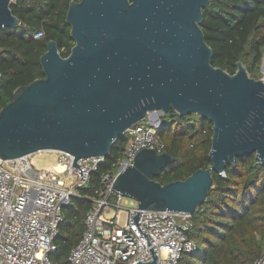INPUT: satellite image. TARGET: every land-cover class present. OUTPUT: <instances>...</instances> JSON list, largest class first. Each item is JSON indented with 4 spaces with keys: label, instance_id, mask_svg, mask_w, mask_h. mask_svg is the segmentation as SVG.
<instances>
[{
    "label": "water",
    "instance_id": "95a60500",
    "mask_svg": "<svg viewBox=\"0 0 264 264\" xmlns=\"http://www.w3.org/2000/svg\"><path fill=\"white\" fill-rule=\"evenodd\" d=\"M208 2L71 0L65 21L74 45L61 57L47 41L43 77L18 86L0 109V157L63 151L79 168L78 158H105L150 113H195L212 123L209 167L161 184L153 177L173 158L144 148L111 187L139 209L189 215L204 203L212 172L251 154L264 163V81L240 61L234 74L213 66L200 27ZM10 3L0 0L1 28L18 24Z\"/></svg>",
    "mask_w": 264,
    "mask_h": 264
},
{
    "label": "trees",
    "instance_id": "16d2710c",
    "mask_svg": "<svg viewBox=\"0 0 264 264\" xmlns=\"http://www.w3.org/2000/svg\"><path fill=\"white\" fill-rule=\"evenodd\" d=\"M71 0H13L9 4L18 24L0 27V109L12 100L14 90L43 77L39 57L54 40L61 57L74 41L65 14ZM204 39L212 49L211 63L229 74L240 61L249 77L259 79L264 52V0H209L202 9ZM43 37L34 38L37 32ZM145 120H141L144 123ZM212 123L198 114L180 115L169 109L160 117L156 134L172 163L153 177L165 184L183 180L211 165ZM117 137L109 154L91 173L79 194L94 198L101 177L115 171L129 140ZM225 176L212 172L207 197L191 214L188 237L193 253H183L178 264H254L264 250V163L254 154L236 157L224 167ZM93 207L89 199L71 197L61 209L62 220L54 238L56 250L49 264H69L70 249L85 230V217Z\"/></svg>",
    "mask_w": 264,
    "mask_h": 264
},
{
    "label": "built area",
    "instance_id": "2783aa9c",
    "mask_svg": "<svg viewBox=\"0 0 264 264\" xmlns=\"http://www.w3.org/2000/svg\"><path fill=\"white\" fill-rule=\"evenodd\" d=\"M41 37V31L34 34ZM260 79L264 81V76ZM153 114L127 131L130 137L122 158L115 171L102 175L94 198L79 194L78 188L88 182L102 156L78 158L81 176L72 166L74 156L63 151H54L56 163L47 170L35 168L29 155L0 157V264H49L61 209L71 197L89 199L93 207L80 240L69 251V264H178L183 253H193L195 242L188 237L191 215L139 209L136 201L111 189L116 175L132 164L138 151H163L156 134L160 119ZM219 174L225 176L223 171ZM254 264H264V250Z\"/></svg>",
    "mask_w": 264,
    "mask_h": 264
},
{
    "label": "rangeland",
    "instance_id": "374dc122",
    "mask_svg": "<svg viewBox=\"0 0 264 264\" xmlns=\"http://www.w3.org/2000/svg\"><path fill=\"white\" fill-rule=\"evenodd\" d=\"M259 71H260V77H259L260 79L261 77L264 76V52H263ZM162 115L163 114H159V113L153 114V116H157L159 119ZM56 157H57V154L54 151H40V152H36V153L29 155V160H30V163L35 168L47 170V169H52V167L56 163ZM123 216H124V213H120V224L123 223Z\"/></svg>",
    "mask_w": 264,
    "mask_h": 264
}]
</instances>
